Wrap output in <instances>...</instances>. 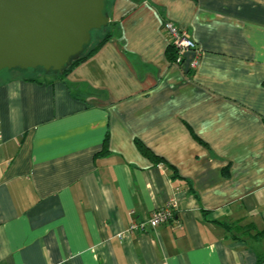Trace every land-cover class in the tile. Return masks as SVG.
<instances>
[{
  "label": "crops",
  "instance_id": "1",
  "mask_svg": "<svg viewBox=\"0 0 264 264\" xmlns=\"http://www.w3.org/2000/svg\"><path fill=\"white\" fill-rule=\"evenodd\" d=\"M109 14L67 76L0 80V264H264V0ZM165 21L196 70L169 58ZM172 197L174 219L129 230Z\"/></svg>",
  "mask_w": 264,
  "mask_h": 264
},
{
  "label": "water",
  "instance_id": "2",
  "mask_svg": "<svg viewBox=\"0 0 264 264\" xmlns=\"http://www.w3.org/2000/svg\"><path fill=\"white\" fill-rule=\"evenodd\" d=\"M110 0H0V74L62 73L93 32L108 26Z\"/></svg>",
  "mask_w": 264,
  "mask_h": 264
},
{
  "label": "built area",
  "instance_id": "3",
  "mask_svg": "<svg viewBox=\"0 0 264 264\" xmlns=\"http://www.w3.org/2000/svg\"><path fill=\"white\" fill-rule=\"evenodd\" d=\"M163 29L171 38V42L180 50L181 54L185 52H192V58L190 62L191 70H196L200 64L202 57V50L198 46L195 40L190 38L185 31L180 29L176 24L171 21H165L163 23ZM181 55L177 59L180 62ZM178 208V199L172 197L163 206L154 210L151 215L144 220H137L131 223L130 231H145L149 227L155 228L161 224L170 222L175 217V211Z\"/></svg>",
  "mask_w": 264,
  "mask_h": 264
},
{
  "label": "trees",
  "instance_id": "4",
  "mask_svg": "<svg viewBox=\"0 0 264 264\" xmlns=\"http://www.w3.org/2000/svg\"><path fill=\"white\" fill-rule=\"evenodd\" d=\"M110 4H111V0H110ZM109 25H111L113 27L114 24L112 22H110ZM112 36H113V30L108 31L105 34V36L95 46H92V47L88 48L86 50V52L83 53L80 58H78L77 60H75L72 63V65L69 66L62 73H54V72H50V73H40V72H36V71H32V73L31 72L12 71V72H9V73H16V75L23 76L24 78H27V79H30V80L37 79L36 77H41V76H55V77H58V78H62L64 76H67L76 66H78L82 62L86 61L91 56H93ZM167 53H168L169 58L171 60H173V61L174 60H177L180 57V55H181L180 50L172 42L168 45ZM181 61H182V59H181ZM16 75H13L11 77H14ZM11 77H9V78H11ZM136 144H137L139 150L144 155L148 156L149 158H151V159H157V160H161L162 159L160 156H158L157 154H155L141 140H139V139L136 140ZM108 152H109V149H108V134H107L106 140H105V145H104V148L102 150V153H108Z\"/></svg>",
  "mask_w": 264,
  "mask_h": 264
},
{
  "label": "rangeland",
  "instance_id": "5",
  "mask_svg": "<svg viewBox=\"0 0 264 264\" xmlns=\"http://www.w3.org/2000/svg\"><path fill=\"white\" fill-rule=\"evenodd\" d=\"M110 30H113V27L111 25L105 26L101 29L94 30L93 40H92V43L89 46V48L92 46H95L105 36V34ZM30 72L32 73V71H30ZM13 75H16V73H5V72H3L0 74V80L6 79V78L11 77Z\"/></svg>",
  "mask_w": 264,
  "mask_h": 264
}]
</instances>
